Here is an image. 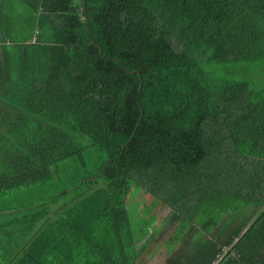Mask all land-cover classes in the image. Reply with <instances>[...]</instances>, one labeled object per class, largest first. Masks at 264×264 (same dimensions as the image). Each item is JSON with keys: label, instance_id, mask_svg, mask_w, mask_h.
<instances>
[{"label": "trees", "instance_id": "trees-1", "mask_svg": "<svg viewBox=\"0 0 264 264\" xmlns=\"http://www.w3.org/2000/svg\"><path fill=\"white\" fill-rule=\"evenodd\" d=\"M263 194L264 0H0V264H264Z\"/></svg>", "mask_w": 264, "mask_h": 264}, {"label": "rangeland", "instance_id": "rangeland-1", "mask_svg": "<svg viewBox=\"0 0 264 264\" xmlns=\"http://www.w3.org/2000/svg\"><path fill=\"white\" fill-rule=\"evenodd\" d=\"M135 191H136V189L134 188L133 189L134 194H135ZM133 192H132V194H133ZM149 199L150 198L145 193H143L139 197V201L141 203H148ZM135 202H136V200H134V198H133L131 200V202L129 203L130 206H134ZM169 211H170V209L168 207H165V206L159 207V209L155 212V216L153 218L156 220L154 222V225H153L154 228L158 229L159 226H163V224H164V226L166 225V223H167L166 217H167ZM148 257L149 258L147 259V261H145L144 264H166L165 263V253L162 250H160L158 253H156V256L150 255V253H149Z\"/></svg>", "mask_w": 264, "mask_h": 264}, {"label": "crops", "instance_id": "crops-1", "mask_svg": "<svg viewBox=\"0 0 264 264\" xmlns=\"http://www.w3.org/2000/svg\"><path fill=\"white\" fill-rule=\"evenodd\" d=\"M261 198V200H258V199H256L255 201H253L251 204H249L247 207H246V213H244V215H243V221L244 220H246V221H248V223L250 222V223H253L254 222V220H255V218H256V214H258V213H260V212H262V211H264V194L260 197ZM136 200V202H135V210H136V212H138L137 210H138V202H140L139 201V198H137V199H135ZM170 209V208H169ZM170 212V211H169ZM169 214V213H168ZM152 215V217L153 216H155V212L153 213V214H151ZM168 216V215H167ZM239 218L240 217H238L236 220H235V222L236 221H238L239 220ZM166 219H167V217H166ZM154 228V227H153Z\"/></svg>", "mask_w": 264, "mask_h": 264}]
</instances>
